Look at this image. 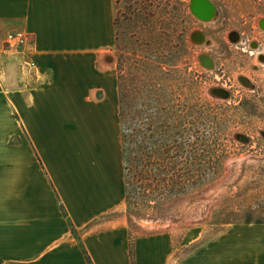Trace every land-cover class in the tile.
Returning a JSON list of instances; mask_svg holds the SVG:
<instances>
[{
  "label": "crops",
  "instance_id": "1",
  "mask_svg": "<svg viewBox=\"0 0 264 264\" xmlns=\"http://www.w3.org/2000/svg\"><path fill=\"white\" fill-rule=\"evenodd\" d=\"M116 0H0V264H264V233L134 236L126 202ZM12 31L30 49H7ZM39 66L22 86L21 63ZM256 228V227H255ZM257 229V228H256ZM261 235V236H259ZM87 251V254H86ZM182 253H184L182 255Z\"/></svg>",
  "mask_w": 264,
  "mask_h": 264
},
{
  "label": "rangeland",
  "instance_id": "2",
  "mask_svg": "<svg viewBox=\"0 0 264 264\" xmlns=\"http://www.w3.org/2000/svg\"><path fill=\"white\" fill-rule=\"evenodd\" d=\"M116 2L117 41L109 54L127 126L141 123L149 135L157 117L164 137L187 133L186 147L209 179L190 196L143 210L125 202L113 216L126 220L133 237L170 232L174 243H208L234 225L252 224L249 233L263 234L264 223L243 221L264 220V62L225 34L240 29L264 43V0H218L221 18L208 23L191 15L190 0ZM198 28L213 45L192 41ZM201 53L212 54V68L201 64L210 58Z\"/></svg>",
  "mask_w": 264,
  "mask_h": 264
},
{
  "label": "trees",
  "instance_id": "3",
  "mask_svg": "<svg viewBox=\"0 0 264 264\" xmlns=\"http://www.w3.org/2000/svg\"><path fill=\"white\" fill-rule=\"evenodd\" d=\"M122 104L121 98L126 202L129 208L143 210L157 207L169 199L187 197L202 189L208 182L209 173L194 163L196 153L186 147L191 143V136L178 133L173 137H164L161 127L154 124L158 122L157 117L152 119L153 126L157 128L152 134H146L141 123L140 126L136 123L138 128L130 129ZM173 146L175 151H172ZM243 222L264 223V220L254 219L250 215ZM134 243L135 238H132V264H136ZM87 257L93 264L89 255Z\"/></svg>",
  "mask_w": 264,
  "mask_h": 264
},
{
  "label": "flooded vegetation",
  "instance_id": "4",
  "mask_svg": "<svg viewBox=\"0 0 264 264\" xmlns=\"http://www.w3.org/2000/svg\"><path fill=\"white\" fill-rule=\"evenodd\" d=\"M191 1L192 0H190V5H191ZM211 1L216 6L215 13L211 19L204 20L202 18H199L196 15H194V13L192 11H191V15L193 17H195L197 19V21H199L201 23H208V22H212L214 20L218 21V18H221L222 5H220L218 0H211ZM190 10H191V8H190ZM263 23H264V18L259 19V25L262 29H264ZM207 32L208 31L206 29H202V28L195 29L191 33L192 34V36H191L192 41L194 43H196L197 45H200V46H205L208 44L213 45V40H211L209 38L210 36L208 35ZM225 37L227 38L226 42H229L230 44H233V45H239L243 51H249L247 49V48H249L251 54H254L257 59L264 62V43L262 41H259L258 39H255V38L250 39V37L246 34V32L242 31L240 29H232L231 31H228L225 34ZM202 54L210 56L213 59V56L210 53H201V55ZM240 78H241V81H243L244 83H250V80H249L247 75H241Z\"/></svg>",
  "mask_w": 264,
  "mask_h": 264
},
{
  "label": "built area",
  "instance_id": "5",
  "mask_svg": "<svg viewBox=\"0 0 264 264\" xmlns=\"http://www.w3.org/2000/svg\"><path fill=\"white\" fill-rule=\"evenodd\" d=\"M32 44L31 34L26 31H12L5 37L7 49L25 52ZM23 83L26 87H34L39 77V66L33 58H26L21 63Z\"/></svg>",
  "mask_w": 264,
  "mask_h": 264
},
{
  "label": "water",
  "instance_id": "6",
  "mask_svg": "<svg viewBox=\"0 0 264 264\" xmlns=\"http://www.w3.org/2000/svg\"><path fill=\"white\" fill-rule=\"evenodd\" d=\"M190 8L191 11L194 13V15L204 20H209L214 15V7L210 2H208V0H192ZM206 8L209 11V14L203 15V12L206 10ZM201 64L206 67L212 68L214 66V61L210 57V58H206V60ZM210 92L217 93L220 95L225 94L224 91H222L220 88L217 89L211 88Z\"/></svg>",
  "mask_w": 264,
  "mask_h": 264
},
{
  "label": "bare ground",
  "instance_id": "7",
  "mask_svg": "<svg viewBox=\"0 0 264 264\" xmlns=\"http://www.w3.org/2000/svg\"><path fill=\"white\" fill-rule=\"evenodd\" d=\"M208 2H210L212 5H213V7H214V13H215V10H216V7H215V5L212 3V1L211 0H208ZM206 14H209V11L207 10V8H206V10L203 12V15H206ZM264 24V23H263ZM201 34V33H200ZM203 34V33H202ZM198 36V35H197ZM201 38V37H200ZM205 41V40H204Z\"/></svg>",
  "mask_w": 264,
  "mask_h": 264
}]
</instances>
